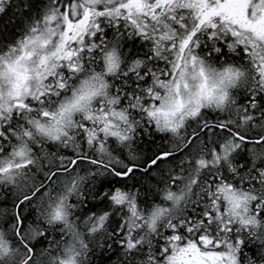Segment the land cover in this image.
<instances>
[{"label":"snow or ice","instance_id":"obj_1","mask_svg":"<svg viewBox=\"0 0 264 264\" xmlns=\"http://www.w3.org/2000/svg\"><path fill=\"white\" fill-rule=\"evenodd\" d=\"M0 264H264V0H0Z\"/></svg>","mask_w":264,"mask_h":264}]
</instances>
